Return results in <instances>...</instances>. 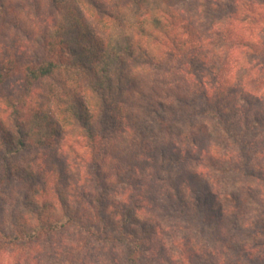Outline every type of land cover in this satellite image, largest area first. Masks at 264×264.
<instances>
[{
  "label": "clouds",
  "instance_id": "9594fccd",
  "mask_svg": "<svg viewBox=\"0 0 264 264\" xmlns=\"http://www.w3.org/2000/svg\"><path fill=\"white\" fill-rule=\"evenodd\" d=\"M0 264H264V0H0Z\"/></svg>",
  "mask_w": 264,
  "mask_h": 264
}]
</instances>
